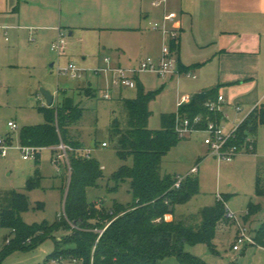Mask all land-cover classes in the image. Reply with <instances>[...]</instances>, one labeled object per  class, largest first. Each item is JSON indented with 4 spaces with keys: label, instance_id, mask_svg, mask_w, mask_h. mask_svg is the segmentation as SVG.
Segmentation results:
<instances>
[{
    "label": "rangeland",
    "instance_id": "374dc122",
    "mask_svg": "<svg viewBox=\"0 0 264 264\" xmlns=\"http://www.w3.org/2000/svg\"><path fill=\"white\" fill-rule=\"evenodd\" d=\"M149 1L124 0L125 4H133L137 9L141 5L149 6ZM75 18L77 23L79 19L77 16ZM150 28L153 29L152 25ZM13 32V30L8 31L7 41L0 35V137L9 141L6 155L0 156V204L8 192L16 190L27 196L28 209L21 213L22 220L27 224L43 221L52 223L64 213L70 169L61 148L40 147L37 149V154L23 158L25 153L20 140L22 129L27 126L42 125L47 121L48 106L41 89L53 95L51 107L55 108L63 97L70 95L83 108L81 119L69 126L70 135L75 139V135L81 139L85 147L90 148V157L103 167L101 169L103 175L97 181V186L86 188L87 200L96 202L104 208H110L115 201L123 204L131 202L128 181L119 182L117 188L112 189L115 182L110 179V175L120 165H132L131 157L124 161L117 154L118 136L113 122L117 120L122 125L126 119V112L117 97L135 98L140 85L145 90H159L156 97L148 104L151 111L148 127L158 129L160 113L175 112L177 92L192 96L189 89L195 87L192 85H195L197 79H189L185 75L162 78L153 73L142 72L138 74L139 82L135 87H117L113 91L112 98L105 99L103 94L109 87V74L94 73V70L103 64L89 55L104 50L105 43L111 42L104 37L110 31L102 33L97 29V31L79 33L76 30L73 35H69V29L63 28L62 32L66 36L65 51L72 49L70 54L77 55L69 60L62 58L64 55L58 56L49 44H45L41 52L36 51L31 55V48L28 46H34V43L25 39L17 46ZM162 45L168 47L171 45L168 37ZM46 49L52 57L49 62L46 61L49 56ZM107 50L108 48H105L104 51L107 53ZM81 51L88 55L85 61H82L81 56L78 55L82 53ZM147 57L150 56H142L132 67L137 66ZM70 61L85 70L80 79L58 74L57 68L66 66ZM51 62H53L52 66H50ZM81 84L85 86L90 84L96 90V95L87 96L83 92L79 94L72 92ZM261 88L264 89L263 84ZM119 90H121L120 94ZM260 102L264 104V99ZM240 108L241 110L237 111L236 105L227 104L226 99L221 104V123L225 131L240 123L248 114L242 107ZM8 121L16 123L17 128L11 129L7 125ZM249 135L253 138L254 148L248 151L242 149L230 160L218 159L211 154L209 147L203 142L205 133L202 131L192 132L179 139L162 157L161 174L184 175L191 167H198L196 173L189 174L190 177L198 179V193L186 203L175 207L178 217L184 218L195 214L205 206L214 205L222 196L225 197V208L232 217L218 222L213 238L215 250L209 249L205 243L185 244L184 247L186 251L198 256L207 264H264V249L255 244L241 245L238 251L232 249L237 222L245 226L247 232L254 237L264 221V195L256 194L258 174L264 184V124H259L256 131ZM102 141L106 142V146L101 145ZM65 145L69 148L66 149L69 160L74 148ZM59 154H62L61 157L57 162H53V158ZM36 168L40 172V183L37 187H28V180L33 178ZM254 205H259L260 208L248 214L249 207ZM64 233L66 231L59 230L55 237L46 238L28 249L13 250L4 255L1 264H54L49 258L54 252L55 240ZM12 238L13 233L10 229L0 227V250L3 249L5 242ZM28 243L29 241L26 240L24 244ZM164 263L181 264L173 256L166 257ZM58 264L79 263L62 259Z\"/></svg>",
    "mask_w": 264,
    "mask_h": 264
},
{
    "label": "trees",
    "instance_id": "16d2710c",
    "mask_svg": "<svg viewBox=\"0 0 264 264\" xmlns=\"http://www.w3.org/2000/svg\"><path fill=\"white\" fill-rule=\"evenodd\" d=\"M171 46L177 48L173 43ZM158 91L145 90L140 85L135 98L121 100L126 112L125 123L113 122L118 136V157L124 161L132 158L131 166L122 164L110 175L115 182L112 189H116L119 182L128 181L132 201L125 204L115 201L110 208H104L87 200L86 188L97 186L103 174L97 161L82 153L83 144L70 135L69 126L79 121L83 112L72 97H63L55 108L48 106L46 123L22 129V146L39 149L57 146L62 141L74 148L69 157L64 213L52 223L27 224L21 218V213L28 209L27 196L16 190L8 192L0 204V227L10 229L13 238L0 250V264L7 253L28 249L46 238L55 237L59 230L66 233L55 240L51 260L75 259L79 264H165L164 259L173 256L181 264H207L184 247L185 244L205 243L209 249L215 250L216 226L228 218L225 197L195 214L178 217L176 205L186 203L198 193V179L187 175L175 188V175L161 174L160 164L167 151L181 139L174 130L177 112L189 118L197 114L216 119L222 117L221 113L208 112L204 106L206 101L215 98V88L190 96L177 112L161 113L160 127L150 129L148 104ZM88 95L93 96V92L88 90ZM259 124H264V104L255 106L243 118L235 139H230L229 143L242 144L244 136L253 134ZM40 178L36 168L27 186L37 187ZM256 194L264 195V184L259 174L256 177ZM259 208V205L249 207L248 214ZM167 214L172 215L170 220L164 217ZM253 238L255 245L264 247V221ZM26 240L28 244H24Z\"/></svg>",
    "mask_w": 264,
    "mask_h": 264
},
{
    "label": "crops",
    "instance_id": "0c3cea01",
    "mask_svg": "<svg viewBox=\"0 0 264 264\" xmlns=\"http://www.w3.org/2000/svg\"><path fill=\"white\" fill-rule=\"evenodd\" d=\"M154 1L158 0H150L149 6L141 5L137 9L124 0H0V26H8L6 32L0 29V35L7 41L8 31L13 30L17 46L25 39L34 43L28 46L33 55L41 52L45 44L51 48L63 28L69 29V35L76 30L79 33L110 31L112 34L104 36L111 41L103 47L108 52H93L89 56L103 65V59L108 57L111 66L132 67L142 56L158 59L167 37L150 25L160 20L164 12H170L175 16L179 32L175 48L177 65L181 67L178 76L197 79L192 85L195 87L189 89L191 95L215 88V98L222 95L227 104L236 105V110L239 108L237 111L242 107L248 113L263 104L260 100L264 99L261 88L264 85V0H167L159 6H154ZM75 16L79 19L77 23ZM72 51L67 49L62 58L74 59L77 55L70 54ZM81 52L78 55L85 61L88 55ZM46 53L49 62L52 57L47 49ZM186 72L194 76H187ZM108 74L109 87L104 92L109 89L111 99L117 87L110 86ZM138 80L136 76V83ZM88 90L96 95L90 84L78 85L72 92L90 96ZM184 96L190 98L177 92L176 104ZM117 98L121 102V97ZM171 218V214L166 215L167 220Z\"/></svg>",
    "mask_w": 264,
    "mask_h": 264
},
{
    "label": "built area",
    "instance_id": "2783aa9c",
    "mask_svg": "<svg viewBox=\"0 0 264 264\" xmlns=\"http://www.w3.org/2000/svg\"><path fill=\"white\" fill-rule=\"evenodd\" d=\"M167 0H158L154 1V6L164 5ZM153 29L160 31L164 36L169 38L170 43H173L175 46L178 44V25L175 20V16L173 13L164 12L158 21H153L151 23ZM8 26H0V29H3L6 32ZM65 34L63 32H59L57 38L52 42L51 49L57 53L58 56H62L65 54L66 50V41H65ZM104 65L98 66L94 73H110V86L111 87H120V88H133L136 84V76L142 72H149L156 74L162 78L164 77H172L178 76L181 71L177 65V58L175 55V47L173 48L171 45L168 47L163 45L161 48V53L158 59H153L151 57H147L145 60H142L137 66L135 67H122V66H111L110 59L108 57L103 59ZM58 74L66 75L72 79H80L85 70L78 67L73 62H68V64L62 68H57ZM187 76H194L190 72H186ZM103 98L108 99L110 98L109 89L106 90L103 94ZM190 98L188 96L182 97L180 100L177 101V107L181 106L182 104L189 101ZM224 98L222 95H217L215 99L208 100L204 103L205 108L208 112L217 114L221 113V104L223 103ZM237 110L239 108L237 107ZM222 117L216 119L211 118L210 116L206 115L203 116L202 114H197L192 118L187 116H182L180 114H176L175 121H174V130L178 134L180 138H184L188 136L192 132L202 131L205 133V137L203 142L209 147L210 152L212 155L216 156L218 159H226L230 160L232 156H234L240 150H250L254 148V141L253 138L247 134L242 139V144H230V139H235L236 130L238 125L232 126L231 129L228 131L224 130V126L221 123ZM7 125L11 129L17 128L16 123L9 121ZM9 141L7 138L0 137V156H5L6 152L9 148ZM102 146H106V142L101 143ZM61 148L62 154L65 157V161L69 167V160L66 156V149L68 148L62 141L57 145ZM36 147L33 146H23L22 150L25 153L23 158H28L29 156L35 155L37 153ZM69 149V148H68ZM82 153L89 157L90 150L88 148H82ZM62 154L57 155L53 158V162H57L58 158L61 157ZM198 171L197 166L191 167L189 174H194ZM189 174L185 175H175L173 187L178 188L181 182L185 179V177ZM226 216L228 218L232 217V214L228 211L226 212ZM166 218V215L164 216ZM100 233L102 230L99 231ZM253 245L255 244V240L253 236H251L245 226L239 224L237 222V232L235 236V242L232 245V249L234 251H238L240 246L246 245ZM54 264H58L60 260L52 259L51 260ZM76 262L75 259H73ZM233 264V263H232Z\"/></svg>",
    "mask_w": 264,
    "mask_h": 264
},
{
    "label": "water",
    "instance_id": "95a60500",
    "mask_svg": "<svg viewBox=\"0 0 264 264\" xmlns=\"http://www.w3.org/2000/svg\"><path fill=\"white\" fill-rule=\"evenodd\" d=\"M41 94L44 96L47 106H51L53 104V95L44 89H41Z\"/></svg>",
    "mask_w": 264,
    "mask_h": 264
}]
</instances>
